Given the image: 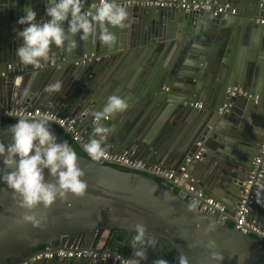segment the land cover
Wrapping results in <instances>:
<instances>
[{"label":"water","instance_id":"1","mask_svg":"<svg viewBox=\"0 0 264 264\" xmlns=\"http://www.w3.org/2000/svg\"><path fill=\"white\" fill-rule=\"evenodd\" d=\"M214 1L230 3L235 12L213 15L203 10L125 6L127 26L111 28L116 35L112 47L99 41L93 45L91 37L80 40L77 33L72 52L52 46L54 63L36 69L22 65L15 55L22 43L17 30L24 27L16 21L25 5L34 8L37 19H46L42 17L46 0H0V105L41 107L70 118L79 115L92 125L91 116L83 117L82 112L99 110L107 96L119 95L129 107L105 121L111 129L106 149L176 171L189 158L186 182L236 210L264 134V23L259 21L264 18V0ZM8 64L24 70L9 72ZM139 65L145 67V74L134 84L138 72L128 75ZM55 80L62 82L61 91L45 92V85ZM233 88L244 94L232 95ZM199 101L202 106L196 108ZM15 122H4L0 116V142H10L7 129ZM49 128L57 142L69 144L66 134L51 124ZM77 157L87 183L85 194H69L48 208L38 206L35 211L47 216L42 226L23 220L26 210L18 206L13 191L0 183L1 264L46 245L81 247L108 258L34 264H118L112 256L131 257L130 229L136 222L147 226L153 241L141 264H152L155 258L177 264L178 252L186 255L189 264H215L206 248L189 246L197 238L216 240V250L224 255L221 264H237L234 254L239 253H247L245 264H264L261 239L228 225L233 212L223 211L227 216L220 219L206 209L191 210L192 202L175 191L174 184L167 187L151 174L92 161L86 154ZM2 160L0 171H10ZM45 179H54L47 169ZM257 211L256 216L254 205L251 212L264 226V207ZM209 220L217 229L204 236L203 226ZM118 230L125 232L121 242L114 240ZM102 232L110 233L105 250L95 248Z\"/></svg>","mask_w":264,"mask_h":264},{"label":"clouds","instance_id":"2","mask_svg":"<svg viewBox=\"0 0 264 264\" xmlns=\"http://www.w3.org/2000/svg\"><path fill=\"white\" fill-rule=\"evenodd\" d=\"M23 13L16 21L24 27L17 30L22 43L15 49V55L22 65H31L36 69L51 61L52 46L72 52L77 47V33H80V40L91 37L93 45L99 41L106 47H112L116 35L111 28H125L129 15L127 8L118 0H91L90 3L88 0H46L45 14L42 16L46 19L38 20L36 11L30 5L23 7ZM62 87V82L55 80L45 85L44 91L58 93ZM128 107L129 103L123 97L110 94L99 110L85 109L82 112L83 117L92 118V133L87 142L81 145L92 161L102 159L106 151L105 140L111 129L105 121ZM7 131L11 134L10 142H0V157H3L5 168L11 170L0 171V183L13 191L18 198V206L26 210L23 220L33 226H42L47 216L38 214L35 209L41 205L48 208L69 194L84 195L87 189L84 172L72 147L66 142H57V136L49 128L47 116H20ZM45 169L54 178L52 181H46ZM262 194L264 184L258 185L255 191L258 203ZM188 207L196 210L197 202L193 201ZM216 229L217 224L209 220L203 226V235L208 236ZM130 230L132 254L127 264H141L147 247L152 246L153 241L148 238L147 226L142 222H136ZM189 246L206 248L210 260L215 264H221L224 259L223 253L216 250L218 245L214 239L197 238ZM234 255L237 264H245L247 253ZM152 264H169V261L155 258ZM177 264H189L184 253L178 252Z\"/></svg>","mask_w":264,"mask_h":264},{"label":"built area","instance_id":"3","mask_svg":"<svg viewBox=\"0 0 264 264\" xmlns=\"http://www.w3.org/2000/svg\"><path fill=\"white\" fill-rule=\"evenodd\" d=\"M122 6L134 7H157V8H170L178 10H203L213 15H224L227 13H234L235 7L230 3H217L214 0H125ZM259 7H262L260 4ZM264 23V18L259 19ZM93 56V53L90 54ZM84 55V58H87ZM83 58L82 61L85 59ZM52 62H50L51 64ZM9 72L23 71L21 66L7 65ZM236 93L244 94L239 89L233 88L231 94ZM201 103H195V107L200 108ZM0 116L3 119L16 121L20 116L34 117V116H47L49 124L55 126L66 134L73 142L81 145L87 142V130L79 126L77 118H70L58 114L52 110L44 109L41 107H11L7 108L0 105ZM84 154L87 155L83 151ZM198 158V155H195ZM99 162L103 164H112L120 166L126 170L142 171L160 178L166 183L174 184L177 192L187 201H196L197 207L206 209L210 213H214L220 219H225L222 215L224 211L223 205L218 203L214 197L207 195L202 190H195L191 185L186 182L185 163L190 161L189 158L186 162L179 166L178 171L168 168L160 163H148L143 159L135 158L125 153H117L105 151L104 157ZM264 184V138L259 142L256 153L251 160V168L247 178L243 182V193L235 210L233 217V225L240 231L250 234L255 238H260L264 242V229L259 227L251 219H249L250 210L256 200L255 191L257 186ZM101 254L96 251H89L81 247H57L54 248L46 245L41 249H37L25 255L22 259L11 261L6 264H34L38 261H51L55 259H88L95 260ZM113 262L118 264H127V258L120 255L112 256Z\"/></svg>","mask_w":264,"mask_h":264},{"label":"crops","instance_id":"4","mask_svg":"<svg viewBox=\"0 0 264 264\" xmlns=\"http://www.w3.org/2000/svg\"><path fill=\"white\" fill-rule=\"evenodd\" d=\"M261 8V7H260ZM130 50H132V48L130 49ZM135 49H133V51L132 52H134V53H137V51L135 52L134 51ZM133 58L135 59L136 58V56H133ZM50 62H52L51 64H53L54 63V60L52 59ZM15 66H21V65H15ZM21 67H23V66H21ZM24 68V67H23ZM139 69V70H138ZM145 67L144 66H141V65H139L138 67H137V69L136 70H132V71H130V70H128V71H130L131 73H130V75H128L129 77H133L134 76V74L135 73H137L138 74V76H135V79L136 78H138L139 76H143L144 74H145ZM122 71V70H121ZM18 72V71H17ZM136 81H137V79L134 81V84L136 83ZM240 94V93H239ZM198 103H201L200 101L198 102ZM196 108H198V107H196ZM61 115H63V114H61ZM64 116H66V115H64ZM76 118L79 120V126L80 127H82V128H84V129H86L87 130V138H89V136L91 135V133H92V125H90V123L89 122H85V120H83V119H81L80 118V116L79 115H77L76 116ZM115 127L116 126V124L114 123V124H112L110 127ZM264 138V134H263V137H261V139L259 140V142L262 140ZM106 151H110V150H108V149H106ZM110 152H114V151H110ZM119 153V152H118ZM198 155V154H197ZM195 159H197V158H195ZM143 160H145V159H143ZM146 162H148V163H155L153 160L152 161H149V160H145ZM160 164H162V165H164V166H166V167H168V168H171V169H173V170H175L174 168H172V167H169V166H167V165H165V164H163V163H160ZM179 168V167H178ZM202 191H204L207 195H209V196H212V195H210L208 192H206L205 190H203V189H201ZM213 197V196H212ZM257 199V198H256ZM258 204V205H257ZM223 205V207H224V211L225 212H233V215H235L234 213H235V208L234 209H230L229 207H228V205H224V204H222ZM256 206V212H255V215L257 216V214H258V212L259 211H257V209L258 210H260V209H262L263 207H264V195H263V197L261 198V202H257V200H255L254 201V203H253V206ZM252 206V207H253ZM252 209V208H251ZM224 212V215H223V217L225 218L227 215H225L226 213ZM254 215V216H255ZM253 216V213L251 212V210H250V215H249V219H251L254 223H256L259 227H261L262 229H264V226H261L257 221H256V218ZM109 237H110V233H106V232H102V233H99L98 234V242L96 243V245H95V248L96 249H102V250H105L106 249V246H107V244H108V240H109ZM101 254V256H99V257H101L102 259H106V258H108V255L107 254H105V253H100ZM88 260V259H87Z\"/></svg>","mask_w":264,"mask_h":264},{"label":"trees","instance_id":"5","mask_svg":"<svg viewBox=\"0 0 264 264\" xmlns=\"http://www.w3.org/2000/svg\"><path fill=\"white\" fill-rule=\"evenodd\" d=\"M3 121L4 122H7V121H12V120H7V119H3ZM59 130V129H58ZM60 132H61V130H59ZM67 137V139H68V141H69V144H70V146L72 147V149L75 151V152H77L78 154H81V155H84V153H83V151L81 150V148L75 143V142H73L68 136H66ZM121 169H124V168H122V167H120ZM125 170V169H124ZM153 178H155L159 183H161V184H163V185H165V186H167V187H170V184L169 183H165L163 180H161L160 178H157V177H155V176H153ZM175 191H177L176 189H175ZM228 225L229 226H232L233 225V223L231 222V221H228ZM125 237V232L124 231H121V230H118V231H116L115 232V237H114V240L115 241H117V242H121L122 241V239ZM252 237H254V236H252ZM263 243V246H264V242H262ZM44 246H39L37 249H41V248H43ZM32 251H34V249H32V250H28V252H27V254L28 253H31ZM169 257H167V259H168ZM12 260L11 259H8L7 260V263L8 262H11ZM1 264V263H0Z\"/></svg>","mask_w":264,"mask_h":264},{"label":"flooded vegetation","instance_id":"6","mask_svg":"<svg viewBox=\"0 0 264 264\" xmlns=\"http://www.w3.org/2000/svg\"><path fill=\"white\" fill-rule=\"evenodd\" d=\"M39 20V19H38ZM23 70H24V68H23ZM12 73H15V72H12ZM166 183V182H165Z\"/></svg>","mask_w":264,"mask_h":264}]
</instances>
